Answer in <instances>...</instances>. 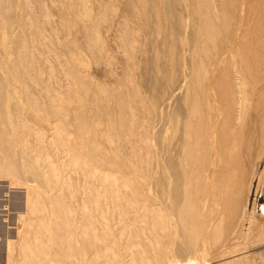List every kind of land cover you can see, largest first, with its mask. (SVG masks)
Returning <instances> with one entry per match:
<instances>
[{
  "label": "rangeland",
  "instance_id": "rangeland-1",
  "mask_svg": "<svg viewBox=\"0 0 264 264\" xmlns=\"http://www.w3.org/2000/svg\"><path fill=\"white\" fill-rule=\"evenodd\" d=\"M0 1V19L11 18L0 30V112L11 133L0 147V264H264V173L251 184L250 169L230 223L204 195L201 221L177 215L172 237L155 225L165 206L162 112L189 107L193 78L192 29L179 26L174 0L148 16L131 0ZM250 12L264 20V10ZM181 188L185 205L195 187ZM91 228L95 246L82 238Z\"/></svg>",
  "mask_w": 264,
  "mask_h": 264
},
{
  "label": "bare ground",
  "instance_id": "bare-ground-1",
  "mask_svg": "<svg viewBox=\"0 0 264 264\" xmlns=\"http://www.w3.org/2000/svg\"><path fill=\"white\" fill-rule=\"evenodd\" d=\"M7 1L9 3L8 7L15 6L13 0ZM174 2H176L175 6L178 8V12L175 10L174 13L177 12L175 14L179 18V26L181 28L190 26L192 29L190 42L192 45L193 78L189 83V89L191 91L189 93V107L178 109L179 106L173 112L168 113V110L165 113L162 112L164 134L162 133V140L160 139L162 142H159H161L162 146L160 155L163 201L165 206L161 209V215H153V217L157 227L163 225V231L167 235L166 237L175 235L174 229L177 227L175 218H177V215L180 219L183 217L186 221H189L186 218L189 215L191 218H194L193 220L195 222L201 221L197 211L202 206L198 208L199 206L197 204L200 199L202 200L204 195H207L209 199L211 198L210 200L215 201L220 206L219 214L221 218L223 216L226 217L227 222L230 223L239 211L238 206L241 204H239L240 197L246 189V177L250 169L252 170L251 176L253 175L250 180L251 184L257 177L261 179V175L264 173V167L262 172H260L262 165H264V20L263 18L255 17V13L252 15L253 12H250L255 6L264 10V0H249L250 4L246 3L245 0H174ZM173 3L170 5L172 6ZM108 4L111 5L110 2ZM161 4L163 5V0H131L130 8H132V11H136L137 9L143 11V14L147 15L154 8L153 5L157 9ZM245 4L250 7L248 14L243 12V6ZM110 5L106 6L108 8L107 11L110 10V13L111 11L114 13L115 11L116 13L118 11L116 7L113 8ZM167 5L165 4L164 9ZM240 8L241 13H238ZM5 9L0 7V12L5 11ZM107 11L104 12L107 13ZM220 11L227 13V15H221L218 13ZM187 21L189 22L188 26L186 25ZM9 22L11 23V18H7L6 20L0 19V30H3L6 24H10ZM32 32L34 33V31ZM2 37L4 44H6L7 34L4 33ZM93 39L90 42L96 48L98 46L97 40L94 39L93 41ZM130 41L128 42L132 48L135 43H133L134 40L131 43ZM97 48L99 49V46ZM32 56L29 58H32ZM18 57L20 58V56ZM183 110H185L184 113ZM8 120H10L9 115L0 112V147L6 145L7 140L11 137L10 130L7 126L9 124ZM23 130L22 140L25 139L24 135L29 129ZM3 153L5 154L4 157H11L12 147L5 149ZM50 167L54 177H56L57 168L54 162H50ZM79 167L85 169L87 165L80 163ZM11 168L9 166L8 170H11ZM103 182L107 186L113 183L109 176H104ZM183 184L187 186L193 185L195 187V193H192L195 194V197L192 195V199H194L192 200L190 197L191 194L189 193L191 190H188L186 192L187 203H184L185 205L183 203L179 205L180 197H182L181 193H183V190L181 191ZM170 203L175 207L179 206L178 214L177 211H174V213L170 212ZM259 206L262 207L259 212L262 211L261 215L264 216V203H259ZM195 207L198 209L195 210ZM246 212L245 214H247ZM206 220L205 222H207ZM64 222L66 221L64 220ZM188 224H191V221ZM87 228L89 227L87 226ZM91 230V234L89 232L88 236L85 237L88 233L86 232L82 238L85 241L88 240L87 243L91 246H95L96 239L94 234H92L94 230L92 228ZM197 235L200 236L202 234H200V231H196ZM85 241L83 240V242ZM96 249L98 248L96 247ZM80 251L78 252L80 253ZM79 255L81 256V254ZM95 264H97L96 261Z\"/></svg>",
  "mask_w": 264,
  "mask_h": 264
}]
</instances>
